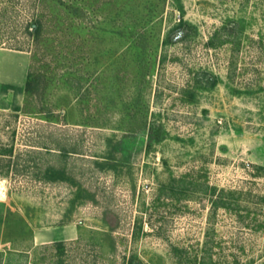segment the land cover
<instances>
[{
    "label": "rangeland",
    "instance_id": "1",
    "mask_svg": "<svg viewBox=\"0 0 264 264\" xmlns=\"http://www.w3.org/2000/svg\"><path fill=\"white\" fill-rule=\"evenodd\" d=\"M0 48L40 82L0 103V264H264V0H0Z\"/></svg>",
    "mask_w": 264,
    "mask_h": 264
},
{
    "label": "trees",
    "instance_id": "2",
    "mask_svg": "<svg viewBox=\"0 0 264 264\" xmlns=\"http://www.w3.org/2000/svg\"><path fill=\"white\" fill-rule=\"evenodd\" d=\"M236 24H237L236 22L230 23L229 25L225 24L221 28V30L223 32L224 31L228 32L229 34L236 33L237 32V25ZM187 25L188 24L184 20L182 13H180L179 20L171 28V31H170L171 34L169 35L170 40L171 41H178V40L185 38V36L188 33L187 32ZM29 28L31 29L30 33H32V35L37 38L39 36L40 30H41L40 20H35L31 24H29ZM39 88H40L39 79L37 77H34V75L31 74L30 71H27L26 80H25V84H24V95L27 97L30 94L37 96L39 94ZM27 104H28V98L27 99L25 98L23 100V104H22V111H26ZM125 140H127V138ZM125 140L124 139L123 140H116L113 143H111L112 141H111V139H109L108 141H110V143L112 145V150L110 152L120 150L119 146H121V144L124 143ZM109 158H110L109 160L112 159L111 156ZM107 163L105 165H107ZM16 165H17V162H16V157L13 156L12 145L1 146L0 147V176H4V177L7 176L8 169L12 168ZM108 165L112 166V167L116 166L115 164H111V163H108ZM258 168H261V167H258ZM258 168H256V169L258 170ZM39 178L43 179L44 181L54 182L57 180H65L66 175H65L64 170L59 168V167L56 168L53 166H46L43 169V172L41 173ZM204 193L209 196L212 210L216 209L217 207H222V208L227 209V210L238 209V206H236L237 205L236 204L237 199H235L236 198L235 191H229V190H224V189L218 190L216 187L212 186V187L207 188ZM262 200L264 201V197L262 198ZM247 217H249V216H247ZM253 225H255V224H253ZM109 226L111 227L110 230L113 231L115 227L110 225V224H109ZM255 227L258 229L264 230V220H262ZM54 244H55V247L57 248L58 251L63 250V242L62 241L55 242ZM130 264H132L131 261H130Z\"/></svg>",
    "mask_w": 264,
    "mask_h": 264
},
{
    "label": "crops",
    "instance_id": "3",
    "mask_svg": "<svg viewBox=\"0 0 264 264\" xmlns=\"http://www.w3.org/2000/svg\"><path fill=\"white\" fill-rule=\"evenodd\" d=\"M13 51L10 49L0 48V56H7V58L15 57L18 61L17 67L21 69L20 76L18 77H10L4 72L3 68L5 65H9L10 63L0 62V85L2 83H7V88L9 91L7 94L3 96L2 101L0 103H7V109H11L13 111H19L23 104V96H24V84L27 75V67L29 62V57L26 56L25 52L22 51ZM13 65V64H11Z\"/></svg>",
    "mask_w": 264,
    "mask_h": 264
},
{
    "label": "bare ground",
    "instance_id": "4",
    "mask_svg": "<svg viewBox=\"0 0 264 264\" xmlns=\"http://www.w3.org/2000/svg\"><path fill=\"white\" fill-rule=\"evenodd\" d=\"M18 60L15 58V57H10V58H7V56H0V62H4V63H7L9 62L10 64H17Z\"/></svg>",
    "mask_w": 264,
    "mask_h": 264
}]
</instances>
